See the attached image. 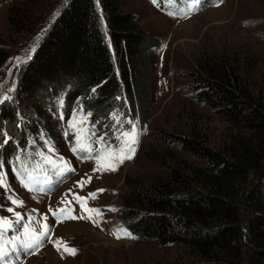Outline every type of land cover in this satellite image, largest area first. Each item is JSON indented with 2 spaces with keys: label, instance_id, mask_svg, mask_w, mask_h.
<instances>
[{
  "label": "trees",
  "instance_id": "trees-1",
  "mask_svg": "<svg viewBox=\"0 0 264 264\" xmlns=\"http://www.w3.org/2000/svg\"><path fill=\"white\" fill-rule=\"evenodd\" d=\"M8 1L15 2L11 25L26 29V19L15 20L13 10L19 1L36 5L39 0H0V5ZM101 4L115 53L97 0H61L55 18L33 30L31 40H36L46 29L19 73L12 101L0 106V133L10 135L3 144L0 134L6 174L14 173L17 156L29 166L39 160L44 136L57 138L60 100L66 121L82 107L93 123L100 121V131L117 110L131 108L132 115L148 117L153 106L149 52L161 44L132 12L122 10L120 0ZM43 12L37 8L30 15L38 18ZM6 48L0 44V75L9 58ZM200 71L194 83L197 100L243 132L234 134L221 153L198 135L160 129L161 141L180 142L213 168L194 167L186 174L173 167L152 182H128L131 192L121 213L136 238L191 248L197 259L186 264H264V180L246 189L252 171L264 177V92H250L225 65L208 64Z\"/></svg>",
  "mask_w": 264,
  "mask_h": 264
},
{
  "label": "rangeland",
  "instance_id": "rangeland-1",
  "mask_svg": "<svg viewBox=\"0 0 264 264\" xmlns=\"http://www.w3.org/2000/svg\"><path fill=\"white\" fill-rule=\"evenodd\" d=\"M60 1L39 0L36 5L19 1L13 10V18L26 19L24 30H16L11 25L10 9L15 2L0 5V44L7 47L9 54L0 75V93L14 96L19 73L26 64L15 67V58L25 57L34 43L38 44L31 40V35L36 28L45 27L55 18ZM97 3L107 41L115 53L101 0ZM120 4L122 10L132 12L136 22L161 44L149 52L153 106L148 117L132 115L130 110H134L131 108L127 112L118 110L144 129L135 155L120 164L116 171H93L96 167L94 159L81 158V154L71 150L73 130L67 128L65 119H60L59 103L54 118L57 138L44 136L42 151L48 155V148H54L53 157H63L73 171L60 177L52 168H45L43 176L45 173L51 176L52 183L42 192L23 187L14 173L6 175L8 187L0 186V216L14 220L13 214L6 210L13 207L25 220L31 215L40 224L46 215L49 225V236L45 237L41 247L34 252L12 256L11 264H186L197 259L195 252L183 244H162L157 239L136 238L121 213L124 196L131 192L128 182L139 179L152 182L166 177L173 167L186 174L194 167L206 171L213 168V163L187 151L180 142L161 141L157 137L160 129L198 135L221 153L228 151L234 134L243 132L197 100L195 76L201 72V66L225 65L250 92H264V0H200L199 4L193 0H157L156 4L153 0H120ZM37 8L44 12L34 18L30 14ZM115 58L117 60L116 54ZM112 123L110 118L106 124ZM103 131L111 133L113 130L103 128ZM108 138L112 139L111 135ZM88 177L91 182H87ZM82 178L85 184L80 187L77 182ZM260 180L264 177L252 171L246 189ZM100 189L104 191L97 192ZM92 192H97V196L89 198L87 206L102 210V215L95 217L96 223L87 218L80 204L73 199V194L88 197ZM8 196L23 203L12 205ZM62 201H72L74 212L62 215L58 222L52 210L64 206ZM68 215H84L85 218L71 219ZM40 224L34 225L37 231ZM118 228L127 229L135 238L117 239L113 232ZM8 235L11 236V231ZM57 239L75 248L76 254H68L63 248L57 250L53 243Z\"/></svg>",
  "mask_w": 264,
  "mask_h": 264
},
{
  "label": "snow or ice",
  "instance_id": "snow-or-ice-1",
  "mask_svg": "<svg viewBox=\"0 0 264 264\" xmlns=\"http://www.w3.org/2000/svg\"><path fill=\"white\" fill-rule=\"evenodd\" d=\"M193 2L199 4L200 0H193ZM153 3L156 4L157 0H153ZM184 14H186V12ZM45 31L46 29L42 30V33L36 37L37 43ZM36 47L37 44L34 43L25 57H16L15 67H19L22 63H27L28 60L31 59V54L36 51ZM92 91L95 92L96 89H92ZM117 99H121V97L118 96ZM10 100H12L10 95L0 93V104ZM59 103L61 109L59 117L63 120V100H60ZM78 116L79 119H77ZM90 117L91 113H85L81 107L74 110L70 119L67 121V128L73 130L71 150L73 153L83 154V158L85 159H94L96 161V167L93 171H116L119 165L124 163L125 160H130L134 157L136 146L139 143V137L144 129H142L138 122L133 118L126 116L123 112H119L118 110L110 113V118L113 123L111 125L105 124L102 126L104 129L111 128L113 130L111 133L97 129V125L100 124V121L93 123ZM125 125L128 127H125ZM98 132L99 135L97 134ZM0 134L5 136L2 143L7 144L10 138L7 137L6 133ZM65 135H67V132H65ZM109 135H111L112 139L108 138ZM93 145H95V147H93ZM54 152L55 149L49 147L48 155H46L44 151L37 153L40 159L35 162L31 171L29 170V165L21 162L19 156L16 157V175L24 187L29 190L42 192L45 191L43 185L52 183V177L47 175V173H45L42 181L39 177L33 174L34 172L41 170L42 165L44 168H52L54 174L60 177L64 176L67 172L73 171L69 162L65 161L63 157H59L58 159L54 158L52 155ZM21 168L24 169L23 172L19 170ZM6 175L7 174L3 172V161H0V186L5 188L8 187ZM87 182H91V177L87 178ZM77 183L80 187H83L85 180L82 178ZM102 191L104 190H97V192ZM97 192L89 193L88 197H81L73 194V199L80 204L82 212L86 213L87 218L92 220L93 223L97 222L95 217L102 215V210L99 208L88 207L87 200L89 198H95ZM8 199L12 205H21L23 203V201H19L12 196H8ZM62 204L64 206L52 210V215L56 216L58 222L62 215L74 212V209L71 207L72 201H62ZM6 210L13 214L14 220L0 216V264H11V257L19 256L21 252H34L38 250L45 237L49 236V225L47 223L48 218L46 215L42 217L43 223L40 224V221L36 220L31 215L25 220L24 216L20 212L15 211L13 207H9ZM67 218L84 219L85 216L81 215L77 217L76 215H68ZM35 224H40L39 231L34 227ZM17 225L20 227L17 228ZM9 231H11V236L8 235ZM113 234L117 239L125 237L135 238L124 228L114 230ZM53 243L57 247V250L63 248V251L68 254H76L77 250L75 248L68 247L59 239L53 241Z\"/></svg>",
  "mask_w": 264,
  "mask_h": 264
},
{
  "label": "built area",
  "instance_id": "built-area-1",
  "mask_svg": "<svg viewBox=\"0 0 264 264\" xmlns=\"http://www.w3.org/2000/svg\"><path fill=\"white\" fill-rule=\"evenodd\" d=\"M133 239V238H132Z\"/></svg>",
  "mask_w": 264,
  "mask_h": 264
}]
</instances>
